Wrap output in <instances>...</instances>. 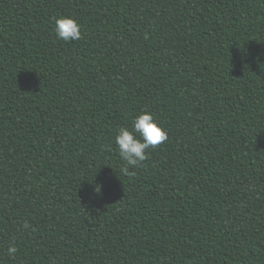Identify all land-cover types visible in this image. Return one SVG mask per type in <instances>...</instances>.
I'll return each instance as SVG.
<instances>
[{"label": "trees", "instance_id": "1", "mask_svg": "<svg viewBox=\"0 0 264 264\" xmlns=\"http://www.w3.org/2000/svg\"><path fill=\"white\" fill-rule=\"evenodd\" d=\"M0 264H264V0H0Z\"/></svg>", "mask_w": 264, "mask_h": 264}, {"label": "clouds", "instance_id": "2", "mask_svg": "<svg viewBox=\"0 0 264 264\" xmlns=\"http://www.w3.org/2000/svg\"><path fill=\"white\" fill-rule=\"evenodd\" d=\"M81 25L71 15L53 17V28L58 39L65 42L77 41L82 38ZM167 132L156 122L154 115L149 111H142L132 119L131 129L121 127L115 135V143L119 156L124 162L121 172L130 175V169L141 166L147 159L148 150L154 149L167 140ZM102 185L94 183L93 192L101 193ZM25 227L27 223L25 222ZM17 248L10 245L7 254L15 257Z\"/></svg>", "mask_w": 264, "mask_h": 264}]
</instances>
